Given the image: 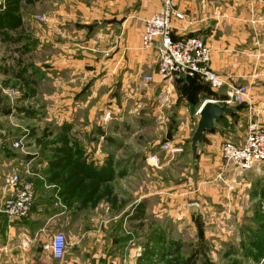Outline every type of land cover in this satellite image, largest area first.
Returning <instances> with one entry per match:
<instances>
[{"label":"crops","instance_id":"0c3cea01","mask_svg":"<svg viewBox=\"0 0 264 264\" xmlns=\"http://www.w3.org/2000/svg\"><path fill=\"white\" fill-rule=\"evenodd\" d=\"M41 2L54 4L53 17L45 14L50 22L45 23V31L54 21L55 35L62 40L53 43L45 35L38 46L39 52L49 53L38 66L39 84H48L51 91L41 96L69 108L56 114L61 119L44 133L42 155H23L21 141L20 149L13 143L0 149V247L4 248H0V264H143L145 251L152 264L159 248V193L157 187L154 192L152 187L145 193L142 189L130 191L128 184L139 173L138 164L157 167L160 152L175 163L187 158L190 181L196 179L195 183L218 175L228 182L233 174L240 183L247 176L224 168L220 147L224 139L241 145L251 121L264 129V0H176L183 19L174 22L173 38L204 40L211 48V70L226 77L230 85L246 87L249 93L245 103L229 106L235 111L218 122L219 132L206 133L195 168L191 138L185 137L182 145L162 143L180 153L163 150L161 145L157 154L153 149L159 142L139 140L148 130L162 131L166 126L173 133L177 129L173 140L180 135L183 126L176 124L175 117L166 119L165 111L172 116L196 113L199 119L201 107L208 101L228 106L227 88L213 91L202 81L184 78L164 82L157 75L158 49H143L141 39L145 20L160 10L162 0ZM18 26L0 27V52L8 50L4 47L11 41L22 42L13 35L21 29ZM15 46L22 48L23 55L31 51L28 44ZM1 60L3 100L1 85L29 83L32 73L23 69L18 74L25 65H10L3 53ZM145 76L153 77V82L145 84ZM96 100L101 102L98 113ZM3 107L6 114L10 103ZM107 114L110 119L104 121ZM15 175L18 187L32 184L33 196L29 215L10 220L4 208L18 190L9 185ZM61 231L72 241L73 254L58 262L48 246L52 235ZM254 253L249 251L247 260L264 262Z\"/></svg>","mask_w":264,"mask_h":264},{"label":"rangeland","instance_id":"374dc122","mask_svg":"<svg viewBox=\"0 0 264 264\" xmlns=\"http://www.w3.org/2000/svg\"><path fill=\"white\" fill-rule=\"evenodd\" d=\"M53 12L54 4L49 2L45 4L41 0H0V27H17L16 21H18L20 23L18 27L21 29L18 32H13V35L15 39L23 40L17 44H28L31 48L30 53L23 55L22 48H15L17 44L11 41L9 44H5L4 48L8 50L0 52V68L3 65L1 60L3 53V60H9L10 65H25L18 74L23 69L32 73V76L28 78L29 83H13L7 86L10 89L6 92H4L3 87L5 89L7 87L1 85L3 86V94L6 96L5 99L0 100V112L3 115L0 116V132L4 139V145L5 143H13L12 146L14 147L16 143L20 144L21 141L22 145L25 146L23 155L28 152L36 156L43 154V144L41 143L45 139L44 133L48 134L49 131L53 130L49 126L52 127L61 119L56 114L69 108V106L65 107V103H63L64 107H61L59 102L54 99L44 100L41 96L45 91H51L48 84H43V86L39 84L38 66L46 58L48 59L45 55L49 56V53L45 54L44 50L39 52L38 46L45 39V35L53 43L55 41L62 42L60 37L55 35L54 21L52 28L45 31V23H50L45 14L53 17ZM96 56L102 57V53L97 52ZM27 70L25 71L27 72ZM18 74H15L14 77H17ZM224 78L226 79V77ZM191 80L202 81L197 77L191 78ZM209 89L211 88L209 87ZM6 102L10 103V108L5 114L3 105ZM100 108L101 102L96 100V113ZM11 109L13 110L10 113L9 110ZM165 112H167L168 115L166 116L168 117L163 116L168 120L175 117L177 121L172 120V125L175 121L178 126H183V130L180 135H175L174 140L173 134L177 132V129L173 133L170 129L168 130L167 126L162 131L159 129L148 130L147 133L141 134L139 140L159 142V146L153 149L155 154L160 151L159 149L164 142L174 143L175 141L181 144L185 137L190 139L198 123L196 113L190 116H177L175 113L172 116L169 111ZM33 113L35 116L32 115ZM38 115H41V121H38ZM106 116H104V121L110 119V117L106 119ZM96 122L99 123L101 120L96 117ZM251 124L257 125L259 131L264 133V129L253 121L247 126V131ZM227 141L225 139L222 141L220 153L223 144ZM184 142L186 143V140ZM177 159L175 158V160ZM173 161L166 156L165 152H160L157 167L151 169L146 166L144 168L143 162L138 164L139 173L128 184L130 191L136 192L138 189H142V192L145 193L149 192L152 187L154 192L155 187H157L159 193L157 197L160 211V219L157 225L159 248L158 258H155L152 264H254L251 258H249L251 260H247L248 258L245 257L249 251H253V255L256 252L259 259L262 257V260L264 258V252L262 253V245H264L262 239L264 235V211L262 208L264 206V163L260 164L253 172L244 174L247 176L241 177L240 183L233 173L228 182L226 178H223L224 176L219 177L218 175L195 183L197 182L196 179L190 181L191 166L188 164L187 158L183 162L182 158L178 159L179 162ZM129 202L130 199L127 204ZM192 207H195V210ZM173 212L175 213L172 214ZM155 230L156 228L153 227V233ZM66 239L68 242L66 255H72V241L67 233ZM250 242L255 244L250 245ZM258 247L261 254L256 251ZM145 255L147 258H144L143 264H151L150 256L146 251L144 252ZM260 264H264V262Z\"/></svg>","mask_w":264,"mask_h":264},{"label":"built area","instance_id":"2783aa9c","mask_svg":"<svg viewBox=\"0 0 264 264\" xmlns=\"http://www.w3.org/2000/svg\"><path fill=\"white\" fill-rule=\"evenodd\" d=\"M183 19V15L176 8V0H163L160 10L145 20L142 34V48L158 49L159 61L157 75L166 82L177 78H200L212 90L229 89L226 105H239L249 98L246 87H234L228 80L215 74L210 69L211 48L200 38L190 37L184 40L173 38L174 21ZM153 77L145 76V84L153 82ZM110 117L107 114L106 119ZM4 147V139L0 132V149ZM14 147L19 148V144ZM163 150L180 153L177 148L162 145ZM224 168L242 174L253 172L264 163V133L257 125L251 124L247 136L241 145L227 141L221 148ZM9 185L18 188L12 200L4 208L5 215L10 219H23L29 215L33 196L31 183L20 185L19 177L13 176ZM20 189V190H19ZM264 211V206H262ZM54 261H63L68 249L66 235L56 233L48 247Z\"/></svg>","mask_w":264,"mask_h":264},{"label":"water","instance_id":"95a60500","mask_svg":"<svg viewBox=\"0 0 264 264\" xmlns=\"http://www.w3.org/2000/svg\"><path fill=\"white\" fill-rule=\"evenodd\" d=\"M234 109L215 101H208L201 107L197 127L190 139V152L192 168H195L196 158L202 151L205 135L209 132H219L218 122L223 117L232 116ZM195 210V207H193Z\"/></svg>","mask_w":264,"mask_h":264}]
</instances>
